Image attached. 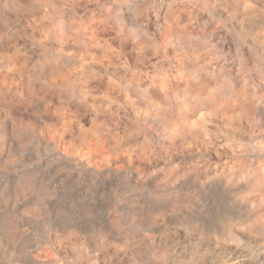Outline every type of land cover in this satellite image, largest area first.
Masks as SVG:
<instances>
[{"label": "rangeland", "instance_id": "1", "mask_svg": "<svg viewBox=\"0 0 264 264\" xmlns=\"http://www.w3.org/2000/svg\"><path fill=\"white\" fill-rule=\"evenodd\" d=\"M262 10L0 0V264H264Z\"/></svg>", "mask_w": 264, "mask_h": 264}, {"label": "bare ground", "instance_id": "2", "mask_svg": "<svg viewBox=\"0 0 264 264\" xmlns=\"http://www.w3.org/2000/svg\"><path fill=\"white\" fill-rule=\"evenodd\" d=\"M242 1H244L245 2V0H242ZM258 1V0H257ZM234 2H237V1H234ZM253 2V1H252ZM261 2V1H260ZM249 3V2H248ZM230 4V3H229ZM235 4V3H234ZM238 4V3H237ZM243 5H244V3H243ZM242 5V6H243ZM250 5H252V4H250ZM245 7H246V4L244 5ZM251 7V6H250ZM261 7V6H260ZM258 8V7H257ZM256 8V9H257ZM263 8V7H262ZM233 9V8H232ZM245 9V8H244ZM237 10H239V9H237ZM249 10V9H248ZM234 11V10H233ZM242 11V10H241ZM247 11V10H246ZM262 11H264V10H262ZM231 12V11H230ZM249 13H251V12H249ZM236 14V13H235ZM245 15H246V13H244ZM230 15V14H229ZM256 15H257V12H256ZM164 16V15H163ZM249 16V15H248ZM251 16V15H250ZM247 17V16H246ZM166 18V17H165ZM249 18V17H248ZM262 18H263V16H262ZM237 20H239V18L237 19ZM243 20V19H242ZM262 20V19H261ZM208 21V20H207ZM233 21V20H232ZM234 22V21H233ZM237 22V21H236ZM204 23H205V21H204ZM206 24V23H205ZM209 25V24H208ZM227 25V24H226ZM253 25V24H252ZM236 27H237V25H236ZM255 27V26H254ZM261 27V26H260ZM230 28H231V26H230ZM256 28V27H255ZM258 29V28H257ZM238 30V29H237ZM247 31V33L249 32V30L247 29L246 30ZM204 32H205V30H204ZM261 32V31H260ZM214 33V32H213ZM189 34V33H188ZM211 34H212V32H211ZM221 34V33H220ZM245 34V33H244ZM156 35V34H155ZM218 35V34H217ZM227 35V34H226ZM249 35H250V33H249ZM220 36V35H219ZM237 36V35H236ZM253 36V35H252ZM251 36V37H252ZM257 36H259V35H257ZM261 36V35H260ZM189 38H190V36H189ZM231 38V37H230ZM249 38V37H248ZM192 39V38H191ZM214 39V38H213ZM219 39V38H218ZM221 39V38H220ZM232 39V38H231ZM247 39V38H246ZM224 40V39H223ZM237 40V39H236ZM239 40V39H238ZM249 40V39H248ZM264 40V39H263ZM251 42V41H250ZM232 43V42H231ZM243 44V43H242ZM251 45V44H250ZM264 45V44H263ZM230 46H232V45H230ZM260 46V45H259ZM221 47V46H220ZM222 48V47H221ZM220 48V49H221ZM235 48V47H234ZM130 49V48H129ZM226 49V48H225ZM223 49H221L220 50V52L222 51ZM251 50V49H250ZM225 51V50H224ZM239 51H241V50H239ZM237 51H235V53H236ZM224 53V52H223ZM241 53V52H240ZM262 53V52H261ZM244 53H242L241 55H243ZM240 55V56H241ZM247 55V54H246ZM249 55V54H248ZM243 56H245V55H243ZM233 57V56H232ZM236 57V56H235ZM251 57H252V55H251ZM231 58V57H230ZM244 58V57H243ZM254 57H252V59H253ZM226 59V58H225ZM235 59V58H234ZM238 60V59H237ZM241 60V59H240ZM225 61V60H224ZM242 61V60H241ZM240 61V62H241ZM246 61V60H245ZM249 61V60H248ZM237 62V61H236ZM243 62V61H242ZM232 64V63H231ZM236 64V63H235ZM241 65V64H240ZM246 65V64H245ZM252 65V64H251ZM226 66V65H225ZM232 66V65H231ZM246 66H248V65H246ZM250 66V65H249ZM239 67V66H238ZM237 67V68H238ZM257 67V66H256ZM202 68V67H201ZM235 69H236V67H234ZM246 68V67H245ZM244 68V69H245ZM255 68V67H254ZM203 69V68H202ZM212 69V68H211ZM226 70V69H225ZM203 71V70H202ZM219 71H220V69H219ZM223 71H224V69H223ZM237 71V70H236ZM240 71V70H239ZM259 71H262V70H259ZM203 72H205V71H203ZM209 72V71H208ZM231 72V71H230ZM240 72H242V71H240ZM247 72V71H246ZM262 73V72H261ZM201 74V73H200ZM231 74V73H230ZM245 74V73H244ZM247 74V73H246ZM245 74V75H246ZM256 74V73H255ZM258 74V73H257ZM244 75V76H245ZM248 76V75H247ZM246 76V77H247ZM260 76V75H259ZM230 78V77H229ZM235 78V77H234ZM244 78V77H243ZM226 79V78H225ZM229 82H230V80L229 79H227ZM233 80V79H232ZM261 80V79H260ZM249 81V80H248ZM247 81V82H248ZM262 81V80H261ZM249 83V82H248ZM260 83H262V82H260ZM230 84V83H229ZM262 84H264V83H262ZM164 86V85H163ZM247 86V85H246ZM262 87V86H261ZM264 87V86H263ZM229 89H231V88H229ZM259 89V88H258ZM244 90H247V89H244ZM264 90V89H263ZM233 91V90H232ZM249 91V90H248ZM259 91V90H258ZM257 91V92H258ZM184 92V91H183ZM242 92H244V91H242ZM185 93H186V91H185ZM259 93V92H258ZM182 93H180V95H181ZM261 94H262V92H261ZM180 95H178V96H180ZM259 95V94H258ZM182 96H183V94H182ZM251 96H253V95H251ZM238 97V96H237ZM243 99V98H242ZM259 99H260V97H259ZM263 99V98H262ZM241 100V99H240ZM206 101V100H205ZM249 101V100H248ZM205 103V102H204ZM244 103V102H243ZM251 103V102H250ZM263 103V102H262ZM209 104V103H208ZM259 104V103H258ZM241 106V105H240ZM247 107V106H246ZM263 107V106H262ZM210 108V107H209ZM214 108V107H213ZM245 109V108H244ZM246 109H249L248 107L246 108ZM259 109V108H258ZM248 111V110H247ZM246 113V112H245ZM246 115V114H245ZM261 117V116H260ZM133 123V122H132ZM132 125H134V124H132ZM137 126V125H136ZM139 126V125H138ZM218 156H219V154H218ZM262 156V155H261ZM212 158V157H211ZM212 161V160H211ZM226 162V161H225ZM224 163V162H223ZM214 164V163H213ZM220 164V163H219ZM218 164V165H219ZM215 165V164H214ZM217 167V166H216ZM263 169H264V167H262ZM214 174V173H213ZM226 174V173H225ZM262 176V175H261ZM259 178V177H258ZM262 178V177H261ZM255 179V178H254ZM219 184V183H218ZM217 184V185H218ZM212 192V191H211ZM21 208V207H20ZM258 226V225H257ZM261 226V225H260ZM183 256V255H182ZM264 261V260H263Z\"/></svg>", "mask_w": 264, "mask_h": 264}]
</instances>
